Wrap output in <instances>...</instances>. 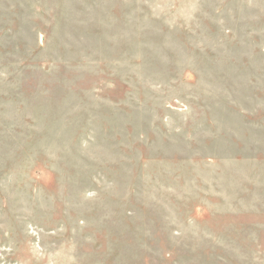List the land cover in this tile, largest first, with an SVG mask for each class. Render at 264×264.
Returning <instances> with one entry per match:
<instances>
[{
    "label": "rangeland",
    "instance_id": "obj_1",
    "mask_svg": "<svg viewBox=\"0 0 264 264\" xmlns=\"http://www.w3.org/2000/svg\"><path fill=\"white\" fill-rule=\"evenodd\" d=\"M0 264H264V0H0Z\"/></svg>",
    "mask_w": 264,
    "mask_h": 264
}]
</instances>
